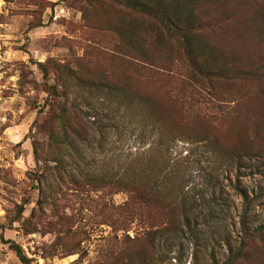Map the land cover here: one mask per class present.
<instances>
[{"label":"rangeland","instance_id":"374dc122","mask_svg":"<svg viewBox=\"0 0 264 264\" xmlns=\"http://www.w3.org/2000/svg\"><path fill=\"white\" fill-rule=\"evenodd\" d=\"M177 1L196 15L198 32L217 50L214 64L232 68L233 78L222 72L201 84L165 27L124 0H0V264H21L5 240L19 244L30 264H223L244 240L240 264H264V171L227 153L264 146V0ZM70 69L60 101L103 125L67 152L62 175L47 171L39 181L49 155L47 87L60 91ZM80 79H106L123 95ZM142 96L158 109L143 107ZM156 119L218 144L167 141L172 132L162 133ZM137 156L145 165L152 156L151 167L182 181L195 231H168L165 202L155 212L144 206L142 226L129 224L127 191L90 189L85 177L137 168ZM150 224L161 231L152 244Z\"/></svg>","mask_w":264,"mask_h":264},{"label":"trees","instance_id":"16d2710c","mask_svg":"<svg viewBox=\"0 0 264 264\" xmlns=\"http://www.w3.org/2000/svg\"><path fill=\"white\" fill-rule=\"evenodd\" d=\"M166 1L167 0H124L125 5L130 9L156 18L165 27L167 32L178 42L183 53L190 61L194 76H200L199 80H201V84H203L206 78L209 80L213 76L219 77L222 72L224 73V78H233L232 68L224 67L223 69V67L214 64L216 57L215 52L217 50L213 45L205 41L198 32L196 28V22L198 21L196 15H194L192 11L182 10L177 7V5H179L177 0H174L175 5L172 7L165 6L167 3ZM209 58H214L212 66H210L211 64L208 62ZM38 66H40L44 74L47 73L42 63H38ZM72 72V69L67 70L68 76L61 81L60 86L62 89L60 91L57 90V85L55 84H49L47 87L45 104L48 105V109L45 118L49 127L47 132L49 155L42 159L43 165L41 176H38L39 181L40 178L43 177V173L47 171L56 170L59 175H62L65 170L63 164L67 152L89 141L103 125L86 118L88 116L79 109L78 104H67L66 101H60L59 98L65 99L67 92L69 93L68 88H70L71 82H73L69 79L71 76L73 77ZM76 82L79 85L87 84V82L82 83L81 79ZM87 85L92 86L93 90L99 93L106 92L107 94L113 95L118 92L123 95V89L121 87L111 84L109 81H106V79L92 81ZM139 103L149 111H156L155 109H158L159 105V102L157 103L154 99L144 96L140 97ZM162 107L161 105L160 108L162 109ZM153 124L160 125L162 133H164L165 130L172 132V136L165 139L167 141L183 140L193 142L208 140L214 145L215 143L218 144L214 137L196 135L184 136V133H179L178 130L172 131L173 129L170 128V126H167L164 122L157 121V119L154 120ZM179 125L182 127L181 121ZM161 140H164V138L162 137L159 139V144H162ZM153 152L157 151L154 150ZM227 153L240 159L249 168H262L264 171V146L255 147L251 142L249 147L239 146L229 148ZM34 155L36 161L39 162L41 158L37 155L35 148ZM151 157L148 159L147 165L140 159V156H137L135 160L137 161L136 163L141 162L137 168L135 166L133 168L132 165L130 166L128 164L122 168V170H119L120 172L113 173L109 176L95 174L85 178L88 184H90L91 190L105 188L104 186L108 184L109 187L114 190V193L123 190L129 193L128 199L122 207L129 224L136 222L142 226L145 216L143 213L144 206H149L150 210L153 211V207H155L158 211V206L165 202L163 206L167 212L166 225H168V231L179 228L195 231V222L198 216L194 212L195 209L189 207L179 194L183 185L182 181H179L177 175L172 171L166 173L165 170H157L155 167H151L150 163L153 161ZM156 161H159L157 157ZM167 161L168 159H162L159 162L162 163ZM161 174H163V176ZM70 176L72 177H69V180L79 186V181L73 177L72 174H70ZM22 210L23 206L20 205L17 210L18 217H20ZM149 218L152 220L155 218V215ZM150 225L152 226H150L151 228L148 229L146 233L152 234L149 241V243L152 244L155 235L161 231L159 227H154L155 224ZM5 242L8 243L9 248L15 252L21 264H30L29 259L24 255L19 244L12 240H5ZM244 246L245 241L241 240L233 251H229L223 264H240L244 258L242 250ZM214 264H217V262H214Z\"/></svg>","mask_w":264,"mask_h":264}]
</instances>
